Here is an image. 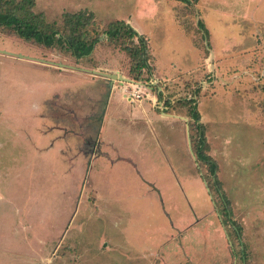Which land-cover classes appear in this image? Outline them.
I'll return each mask as SVG.
<instances>
[{
  "label": "rangeland",
  "instance_id": "374dc122",
  "mask_svg": "<svg viewBox=\"0 0 264 264\" xmlns=\"http://www.w3.org/2000/svg\"><path fill=\"white\" fill-rule=\"evenodd\" d=\"M195 1L34 0L50 22L93 14L102 38L84 58L0 25V264H264V0ZM121 19L152 47L143 99L179 117L102 131L134 147L138 187L129 166L101 171L85 142L80 155V134L95 140L109 115L106 89L77 71L134 80L121 39L103 33ZM209 43L232 55L226 73L213 72ZM174 173L194 199L166 189Z\"/></svg>",
  "mask_w": 264,
  "mask_h": 264
},
{
  "label": "crops",
  "instance_id": "0c3cea01",
  "mask_svg": "<svg viewBox=\"0 0 264 264\" xmlns=\"http://www.w3.org/2000/svg\"><path fill=\"white\" fill-rule=\"evenodd\" d=\"M209 1L216 2L217 0H196L195 8H200L202 5L208 6L207 8H210ZM223 1V0H218ZM199 6V7H198ZM201 20V19H200ZM203 31L208 30L207 26L202 25ZM209 31V30H208ZM142 34L141 32H139ZM144 35V34H142ZM210 45V43H209ZM210 47L211 54L210 56L213 58V61L211 62L212 69L215 74H218L220 72L223 73L225 70V73L229 70L227 67L226 60L228 57L232 56L231 54L224 53L227 51L226 45H220L217 48ZM237 47V46H235ZM152 49V47H151ZM245 51H242V54ZM247 55V54H246ZM258 57V56H255ZM31 59V58H29ZM233 61V60H232ZM249 61V60H248ZM247 61H245L246 63ZM45 63V62H44ZM48 63V62H47ZM53 63H48L46 65H52ZM239 64V63H238ZM241 64V63H240ZM56 65V64H55ZM101 68H104V66H100ZM55 68V67H52ZM99 68V67H97ZM59 69V68H57ZM158 69V68H157ZM81 71H77L78 74H80V77L84 79H91L94 82V87L97 86L99 88H105L106 89V101L102 105L105 109L103 111L104 116L107 114L108 120L106 121V126L103 128V125L100 126V129L98 131V134L95 137V140L88 141L87 139L84 140L83 136L80 134V155L82 154L84 150L83 143H86V146L88 149H86L85 152H83L85 155L88 156V152L91 153V156L96 155V159H99L97 168H99L101 171H109L113 170L116 167H126L129 166V170L131 171V174H134V177L136 178V184L138 187L143 184L141 182V176H144L142 174V171L139 170L138 163H136L137 159H134L131 152H134V147H131V151L126 147L125 140L119 138L118 136L115 137V135L112 134L113 139L109 138L107 139L105 136V139H103L102 131L105 132V130L110 131L111 127L107 126L108 124L115 123L114 126L124 125L130 128H135L138 133H140V130L143 128L150 127L152 128V124L155 125L157 122H153L154 120H162L158 122H165V120L169 118H179L178 116H175L172 114L171 111H166L163 105L160 103L157 104L153 97H151L152 100H134L131 101L129 99V88L127 86V81L129 82L130 78L128 77V74L125 72V70L116 71V74L113 76H102L98 74H94L87 68L80 69ZM160 72V69H158ZM93 72H95L93 70ZM158 72V73H159ZM74 73V72H73ZM111 74V73H110ZM88 89V88H86ZM89 90V89H88ZM93 92V91H92ZM91 95V93H90ZM80 102L84 105L85 100H81ZM87 102V101H86ZM89 102V100H88ZM161 104V105H160ZM90 105H92L90 103ZM180 110V109H176ZM76 111L75 109L72 110V112ZM175 111V110H174ZM181 111V110H180ZM90 112V111H89ZM81 113V112H80ZM83 113V111H82ZM83 120H80V126L81 128H85L84 123H82ZM111 122V123H110ZM65 128V126H64ZM141 136V135H139ZM83 146V147H82ZM137 150H139V146L136 147ZM87 152V153H86ZM83 154V155H84ZM95 159V160H96ZM85 160V159H84ZM91 162V161H88ZM88 164V163H87ZM89 165V164H88ZM127 168V167H126ZM94 169V168H93ZM108 169V170H107ZM176 172V170H175ZM100 173V172H99ZM98 173V174H99ZM176 177L173 175V179L175 180L173 183H170L169 180H165L166 182V189L168 190L169 187H178V190L181 192L180 198L182 200H186L187 198L190 199V196L194 199L193 192L196 193L195 190H191V185H187L185 182H183V179L179 178L180 174L174 173ZM139 177V178H138ZM140 179V180H139ZM96 187L98 188L99 194L102 193V180L101 183L97 181V184L95 183ZM183 192V193H182ZM164 197V196H163ZM100 198V197H99ZM102 200L104 198H101ZM179 219V218H178ZM177 219V220H178ZM159 236L157 239L158 240Z\"/></svg>",
  "mask_w": 264,
  "mask_h": 264
},
{
  "label": "trees",
  "instance_id": "16d2710c",
  "mask_svg": "<svg viewBox=\"0 0 264 264\" xmlns=\"http://www.w3.org/2000/svg\"><path fill=\"white\" fill-rule=\"evenodd\" d=\"M34 6V0H0V25L12 28L17 35L27 41H36L49 47L59 45L72 51L77 58L87 57L100 42L102 33L94 31L93 14H87L85 11L66 12L61 23L50 22L44 14L36 13L33 10ZM103 33L112 41L121 39L122 50L128 54L131 62L130 74L134 80H140L145 71L151 72V46L145 35L140 34L122 19L111 22ZM192 114L199 120V113L195 107L192 108ZM198 125L202 128L201 124ZM203 134L201 130L202 138ZM202 138L199 139L197 152L203 160L211 164L210 168L215 172L216 163L206 155L207 144Z\"/></svg>",
  "mask_w": 264,
  "mask_h": 264
},
{
  "label": "built area",
  "instance_id": "2783aa9c",
  "mask_svg": "<svg viewBox=\"0 0 264 264\" xmlns=\"http://www.w3.org/2000/svg\"><path fill=\"white\" fill-rule=\"evenodd\" d=\"M129 83L133 85V89H134L133 91H130L129 99L131 101L143 99L144 97L143 88H145L147 84H144L136 80H129Z\"/></svg>",
  "mask_w": 264,
  "mask_h": 264
},
{
  "label": "water",
  "instance_id": "95a60500",
  "mask_svg": "<svg viewBox=\"0 0 264 264\" xmlns=\"http://www.w3.org/2000/svg\"><path fill=\"white\" fill-rule=\"evenodd\" d=\"M19 56H23L22 54H19ZM95 73H99V74H101V75H106V76H109V77H111V76H113L114 74H108V73H105V72H99V71H95ZM114 77V76H113ZM129 80H131V79H129Z\"/></svg>",
  "mask_w": 264,
  "mask_h": 264
}]
</instances>
